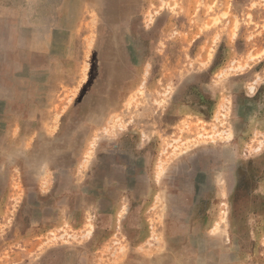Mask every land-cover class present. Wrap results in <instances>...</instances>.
<instances>
[{
    "label": "rangeland",
    "instance_id": "1",
    "mask_svg": "<svg viewBox=\"0 0 264 264\" xmlns=\"http://www.w3.org/2000/svg\"><path fill=\"white\" fill-rule=\"evenodd\" d=\"M33 1L22 13L67 29L55 109L108 115L95 135L126 139V176L139 189L163 171L186 197L213 201L201 230L174 247L184 263L152 245L156 230L137 248L123 232L121 245L88 240L89 226L69 221L26 233L23 215L37 213L24 206V154L0 136V196H12L0 198V264H264V0Z\"/></svg>",
    "mask_w": 264,
    "mask_h": 264
},
{
    "label": "crops",
    "instance_id": "2",
    "mask_svg": "<svg viewBox=\"0 0 264 264\" xmlns=\"http://www.w3.org/2000/svg\"><path fill=\"white\" fill-rule=\"evenodd\" d=\"M33 2L0 1V136L8 138L7 143L13 141L24 154L25 163L19 164L25 169L24 206L37 213L23 215V231L36 226L47 231L69 221L78 231L89 226L88 240L103 237L107 246L117 236L121 245L125 234L127 243L137 248L147 243L140 235L150 237L156 230L161 240L152 245L164 248L162 255L174 257L170 262L184 263L177 259L181 256L174 247L185 245L189 236L201 230L213 198L202 191L186 197L174 177L156 170L148 177L146 190L139 189L126 176V139L112 141V137L95 135L96 121L105 123L108 115L100 118L74 108L68 112L55 109L56 80L71 64L70 46L65 53L59 41L67 29L47 15L22 13L21 9L37 7ZM137 143L138 139L136 149ZM136 153L130 156L137 158ZM28 168H34L37 177L32 195ZM143 174V168L135 169L133 176ZM6 194L8 189L0 198Z\"/></svg>",
    "mask_w": 264,
    "mask_h": 264
},
{
    "label": "bare ground",
    "instance_id": "3",
    "mask_svg": "<svg viewBox=\"0 0 264 264\" xmlns=\"http://www.w3.org/2000/svg\"><path fill=\"white\" fill-rule=\"evenodd\" d=\"M96 15V14H95ZM110 57V56H109Z\"/></svg>",
    "mask_w": 264,
    "mask_h": 264
}]
</instances>
